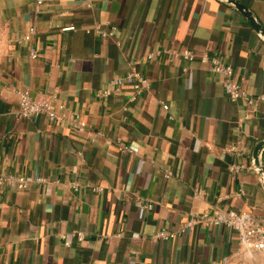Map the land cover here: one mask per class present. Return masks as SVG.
Returning <instances> with one entry per match:
<instances>
[{
	"label": "crops",
	"instance_id": "obj_1",
	"mask_svg": "<svg viewBox=\"0 0 264 264\" xmlns=\"http://www.w3.org/2000/svg\"><path fill=\"white\" fill-rule=\"evenodd\" d=\"M36 1L0 0V172L45 180L25 191L0 187V264H237L235 231L179 227L216 210L264 223V188L251 159L264 139V102L231 103L223 78L199 60L219 58L244 91L264 94V43L247 19L218 0H42L38 8ZM233 1L264 29V0ZM106 21L118 27L120 47L84 32ZM183 50L195 60L164 53ZM154 52L161 55L148 60ZM127 72L148 78L150 90L135 102L128 87L95 97ZM17 90L54 96L88 131L43 115L18 118ZM232 164L244 169L231 172ZM137 202L152 204L143 219ZM161 229L174 238L155 240ZM253 264H264V254Z\"/></svg>",
	"mask_w": 264,
	"mask_h": 264
},
{
	"label": "built area",
	"instance_id": "obj_2",
	"mask_svg": "<svg viewBox=\"0 0 264 264\" xmlns=\"http://www.w3.org/2000/svg\"><path fill=\"white\" fill-rule=\"evenodd\" d=\"M42 5V0L36 1V7ZM86 9L91 8L90 2L85 4ZM75 27L62 28V32L74 31ZM86 34H94L102 40H110L120 47V41L116 39L118 27L112 22L106 21L104 23H96L92 27L84 28ZM34 28H30L28 33L23 37L24 41H29L34 35ZM165 54L174 59L182 58L184 61L191 62L195 60L196 56L189 50H183L181 53L175 51H164ZM161 55V52L150 53L147 56L148 60ZM32 59L37 57L35 51L30 52ZM202 63H209L210 71L223 78L222 88L224 95L231 102L243 101L248 107H254L256 103L264 102V94L258 95L255 98L244 91L233 78V68L231 65L221 61L217 57H208L206 54L199 58ZM183 73L187 72V68H183ZM151 82L148 78L138 72H127L121 77L110 79L107 83V88L99 90L95 93V97L99 99L106 98L112 93L119 91L123 87H128L132 90L130 102H135L144 92L150 90ZM18 111L16 116L20 119L30 120L37 115H43L49 122H68L74 131L78 134H85L88 131L87 123L80 118L79 115L68 112L62 104L55 102L54 96L51 97H34L31 96L28 90H17ZM164 111L168 110L166 104H162ZM234 147L230 151H235ZM120 152H128L136 154L137 148L132 146H120ZM262 165L264 167V153ZM244 169L243 165L232 164L230 166L231 172H237ZM165 178H170L171 174L168 172L164 175ZM45 180L41 177L29 175L5 174L0 172V187L14 189L16 191H25L32 185L44 184ZM92 191L101 193L102 188H95ZM195 194L200 196L202 190L195 189ZM138 217L143 219L145 213L152 209L151 203L142 204L137 202ZM195 226L203 228H211L223 226L231 229L237 233L238 247L233 256L238 260L237 264H253L256 255L264 254V223L256 221L248 212H237L234 210L221 211L216 210L212 216L205 218H198L196 216L190 217L186 223L179 227L180 233L191 231ZM175 234L168 233L165 229H161L155 236V240H170L174 238ZM70 237L76 242H83L85 235L83 232H74ZM134 237H137L135 235ZM64 241V246L69 247L71 242L66 236H61ZM226 262V259L224 260Z\"/></svg>",
	"mask_w": 264,
	"mask_h": 264
},
{
	"label": "water",
	"instance_id": "obj_3",
	"mask_svg": "<svg viewBox=\"0 0 264 264\" xmlns=\"http://www.w3.org/2000/svg\"><path fill=\"white\" fill-rule=\"evenodd\" d=\"M218 1H220L221 3L225 5L231 6L236 11L241 13L247 19L251 28H253V30L256 32L258 37L264 43V29L256 21L254 15L252 14V12L249 11L248 8L242 6L238 2H234L233 0H218ZM263 153H264V139L254 144V147L251 153L252 166L256 171L260 184L264 188V168L262 165Z\"/></svg>",
	"mask_w": 264,
	"mask_h": 264
}]
</instances>
